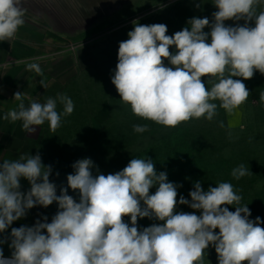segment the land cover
<instances>
[{
  "label": "clouds",
  "instance_id": "obj_1",
  "mask_svg": "<svg viewBox=\"0 0 264 264\" xmlns=\"http://www.w3.org/2000/svg\"><path fill=\"white\" fill-rule=\"evenodd\" d=\"M213 4L217 11L211 22L193 16L188 26L171 36L165 24L133 21L128 39L119 43L111 77L133 114L175 128L192 118L213 120L218 105L210 101H220L219 107L230 115L247 101L250 91L233 77L249 80L256 71L264 75V10L257 12L264 0H214ZM25 11L22 0H0V41L15 38L25 23ZM229 20L244 23L226 25ZM170 46L176 51L170 52ZM165 60L171 66H165ZM27 70L43 75L36 62L27 63ZM202 77L208 78L210 89ZM40 84L46 87L43 80ZM13 98L20 103L3 118L22 121L28 133L45 121L55 132L62 115L74 111L72 99L64 94L48 97L44 103L32 100L28 107L23 93L18 91ZM259 100L264 103V92ZM132 127L135 133L149 131L147 124ZM72 168L67 187L61 185L57 195V185L50 181L53 166L43 164L39 153L0 163V245L10 241L12 250L5 257L0 248V264H204L210 245L218 264H264V221L249 218L250 209L241 206L242 196L231 183L220 182L205 191L197 181L190 200L183 195L177 200L182 185L169 182L167 172L158 173L151 159L132 158L122 170L107 175L91 158L75 161ZM231 174L239 180L249 169L241 164ZM21 178L30 185L26 192L21 190ZM153 186L157 190L150 194ZM69 188L78 200L68 194ZM54 202L58 210L51 222L41 215L34 225L12 227L10 235H4L30 209ZM178 204L195 211H177ZM138 218L162 223L139 228Z\"/></svg>",
  "mask_w": 264,
  "mask_h": 264
},
{
  "label": "rangeland",
  "instance_id": "obj_2",
  "mask_svg": "<svg viewBox=\"0 0 264 264\" xmlns=\"http://www.w3.org/2000/svg\"><path fill=\"white\" fill-rule=\"evenodd\" d=\"M198 3L201 8L195 6ZM213 3L214 0H135L113 16L111 29L97 31L98 36L106 34L103 44L91 47L97 56L93 57L87 46L78 47L83 49L82 64L75 68V73L66 74L63 90L59 93L72 99L74 111L68 116L62 115L60 127L55 132L47 122L38 143L29 147L26 153H39L43 164L53 166L50 181L56 183L57 195L61 185L67 187L66 177L74 173L72 164L79 159L91 158L105 175L122 170L132 158L151 159L158 173L165 171L169 175L182 170L197 171V179L188 181V186L183 184L184 181L173 182L182 185L177 188V200L180 195L190 200L189 192L198 180L205 191L209 186L229 182L242 196L241 206L247 205L250 209L249 218L255 220L260 217L264 221V103L259 100L260 93L264 92V75L256 71L249 80L233 77L246 83L250 91L247 101L233 114L220 108V101H210L218 105L213 120L192 118L175 128H166L133 114L130 105L121 100L111 82L118 63L119 43L128 39L127 33L133 30V21L142 25L165 24L166 34L171 36L188 26L187 21L193 16L208 17L211 22L212 13L217 11ZM261 10H264V4L257 7V12ZM236 23L242 25L244 21H225L226 25L235 26ZM249 24L254 26V21ZM204 31L209 32L210 28L206 27ZM175 51V47L170 46V52ZM164 63L171 66L167 60ZM201 79L210 89L208 78ZM57 111L63 113V105L59 102ZM221 121L223 127L220 126ZM134 124H147L149 131L135 133ZM241 164L249 169V174L237 180L231 173ZM92 171L95 175L96 169ZM56 172H59L58 177ZM21 185L24 192L30 188L24 178H21ZM157 187L153 186L150 194H154ZM68 194L78 200L77 193L70 188ZM227 207L235 211V207ZM57 210L55 202L47 208L36 206L10 227L32 226L41 215H46L51 222ZM176 210L195 211L179 204ZM124 220L130 224V217L126 216ZM153 223L162 222L138 218L139 228ZM215 231L218 233L219 230ZM204 264H218L217 253L211 245L204 252Z\"/></svg>",
  "mask_w": 264,
  "mask_h": 264
},
{
  "label": "crops",
  "instance_id": "obj_3",
  "mask_svg": "<svg viewBox=\"0 0 264 264\" xmlns=\"http://www.w3.org/2000/svg\"><path fill=\"white\" fill-rule=\"evenodd\" d=\"M133 1L22 0L26 10L24 25L14 39L0 41V163L27 155V149L38 143L47 123L34 126L36 132L28 133L22 121L5 120V114L20 103L13 98L14 93H23L26 107L32 100L44 103L48 97L55 98L63 90L66 74L75 73L82 64L83 49L78 47L87 46L89 53L97 56L91 47L106 39V34L98 36L97 31L111 29L113 16ZM26 62L38 63L43 75L27 70ZM11 228L4 235H10ZM8 243L0 245L5 257L11 256Z\"/></svg>",
  "mask_w": 264,
  "mask_h": 264
},
{
  "label": "trees",
  "instance_id": "obj_4",
  "mask_svg": "<svg viewBox=\"0 0 264 264\" xmlns=\"http://www.w3.org/2000/svg\"><path fill=\"white\" fill-rule=\"evenodd\" d=\"M246 85V83H245ZM195 169H189V170H182L175 173H167L168 181L169 182H183V184L187 185L188 181H195L197 178L195 177L197 175V171H194ZM202 179V178H201ZM199 181V180H198ZM188 186V185H187Z\"/></svg>",
  "mask_w": 264,
  "mask_h": 264
}]
</instances>
